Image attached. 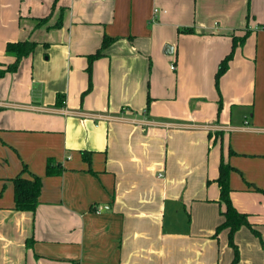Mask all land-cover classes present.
Masks as SVG:
<instances>
[{
  "label": "crops",
  "instance_id": "obj_1",
  "mask_svg": "<svg viewBox=\"0 0 264 264\" xmlns=\"http://www.w3.org/2000/svg\"><path fill=\"white\" fill-rule=\"evenodd\" d=\"M19 41L37 47L0 78V264H232L222 160L261 235L236 232L238 264H264V0H0V70Z\"/></svg>",
  "mask_w": 264,
  "mask_h": 264
},
{
  "label": "trees",
  "instance_id": "obj_2",
  "mask_svg": "<svg viewBox=\"0 0 264 264\" xmlns=\"http://www.w3.org/2000/svg\"><path fill=\"white\" fill-rule=\"evenodd\" d=\"M43 22V21H41ZM188 31V30H185ZM184 31V32H185ZM191 32V30H190ZM248 35L242 38H234L232 51L221 61L218 71L216 73V88L219 89V82L221 77L228 71L230 62L233 60L235 50L238 43L241 45L246 41ZM116 39L108 36L104 37L101 48L93 55L88 57L89 64L87 72L91 77L93 63L104 55V51L115 42ZM37 47V43L33 41H19L8 43L6 46V54L15 58V62L4 70H0V78L4 77L7 73H15L19 70L20 64L23 59L32 55ZM91 87V81H90ZM233 168L226 164L223 160L220 164L219 177L217 183L220 188V204L225 206V211L222 213L224 222L217 227L214 238H218L223 230H228V243L234 251V260L232 264H238L240 261V253L237 245L234 242V236L242 227L249 228L254 235L261 240L260 233L254 229L253 225L248 220V215L240 213L233 205L231 200V186H230V173ZM48 174L54 175L59 171H55L53 162H49L47 166ZM15 183V209L17 211L35 212L39 204V197L42 189L41 178L35 176L33 179H24L17 177Z\"/></svg>",
  "mask_w": 264,
  "mask_h": 264
},
{
  "label": "built area",
  "instance_id": "obj_3",
  "mask_svg": "<svg viewBox=\"0 0 264 264\" xmlns=\"http://www.w3.org/2000/svg\"><path fill=\"white\" fill-rule=\"evenodd\" d=\"M172 69H174V67Z\"/></svg>",
  "mask_w": 264,
  "mask_h": 264
}]
</instances>
